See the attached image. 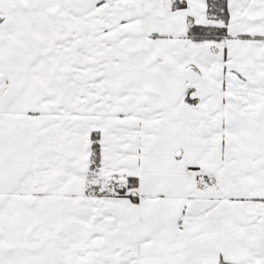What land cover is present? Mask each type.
I'll list each match as a JSON object with an SVG mask.
<instances>
[{
  "label": "snow or ice",
  "instance_id": "1",
  "mask_svg": "<svg viewBox=\"0 0 264 264\" xmlns=\"http://www.w3.org/2000/svg\"><path fill=\"white\" fill-rule=\"evenodd\" d=\"M0 264H264V0H0Z\"/></svg>",
  "mask_w": 264,
  "mask_h": 264
}]
</instances>
